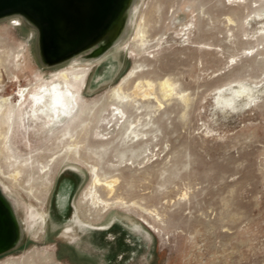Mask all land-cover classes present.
Wrapping results in <instances>:
<instances>
[{
	"label": "rangeland",
	"instance_id": "374dc122",
	"mask_svg": "<svg viewBox=\"0 0 264 264\" xmlns=\"http://www.w3.org/2000/svg\"><path fill=\"white\" fill-rule=\"evenodd\" d=\"M118 10L127 17L121 39L93 57L90 47L55 56L35 19L0 14V50L23 49L0 67V96L35 85L47 121L59 117L49 110L48 76L73 69L86 76L78 86L57 77L70 90V109L45 134L19 130L9 151L0 139L5 175L18 166L15 157L35 162L20 183L0 176L16 201L19 237L0 264H264V0H123ZM132 67L124 91L148 89L150 80L156 98L119 107L111 93ZM84 102L89 112L74 131L77 160L64 158L55 131ZM43 165L50 184L36 203L26 180ZM92 165L107 203L97 208L79 197ZM73 206L80 220L105 230L77 228L75 241L65 236ZM38 212L48 213L45 225Z\"/></svg>",
	"mask_w": 264,
	"mask_h": 264
},
{
	"label": "bare ground",
	"instance_id": "6f19581e",
	"mask_svg": "<svg viewBox=\"0 0 264 264\" xmlns=\"http://www.w3.org/2000/svg\"><path fill=\"white\" fill-rule=\"evenodd\" d=\"M126 18L123 19V17L121 16L120 19L118 20V22L120 24H117L116 27L114 28V33H113L114 37L109 41V44H107V45L105 44V45L101 46L99 43L94 42L90 46L91 49L89 52L91 54V57L98 56V55L102 54L104 51H106L107 49H109L113 44H117V42L121 39L123 28L126 25L125 24ZM136 37H138V39L141 41L144 40L142 29L137 30ZM0 44H1V41H0ZM96 46L97 47L99 46V48H97ZM1 48H2V50H0V67H2V66L5 67V62L8 60V58L11 55H14L16 58H19V56H21L23 53V49L15 52L14 48L9 47V46H5V47L1 46ZM74 57L75 56H73L71 58L72 61L76 60V59H73ZM110 61L111 60L108 57L107 59H105L101 63V66H103V69L106 68L107 64L110 63ZM108 69H111V68H108ZM135 72H136L135 67H132L131 69H129L126 72L125 77L114 87V89L111 93L114 102L119 107H125V106H129L131 104L133 105L134 102L136 101V98L148 99V98L153 97V100L155 101L154 97L156 98V96H153L150 92L151 89H149L150 87H152V82L150 80L145 81L149 90L146 88L143 89V85H141V86L138 85V86L133 87L132 95H130L124 91V89H123L124 85H127V82H129L131 80L132 76L135 75L134 74ZM50 77L53 79L51 90L48 89V90H44V91H47L49 97L51 98L49 101V110L52 111L54 109V111H55V108H56V110L59 112V117H57V116L54 117L53 114L51 113V115H52L51 119L47 120V121H43V117H42V114L40 112V104L38 103L39 96L43 91H41V92L40 91L39 92L34 91V93L31 92V90H33L35 88V85H31L29 87L28 86L27 87H21V88L17 89V91L14 93V96L13 95L0 96V139L2 140L3 146H5L8 151L11 148L7 145L9 138H10V135L12 136L15 134V132H17L19 130H23V129H26V130H29V129L34 130L35 129L36 132L45 134L48 131L49 125L54 126V124L60 122L59 118L61 119L62 117L66 116L68 114L69 109H70L69 96H68L69 92L68 91H70V90L68 87H65V88L62 87L61 83L58 82L57 77H60L61 79H63L66 82L71 80L70 83L73 86H78L79 84L84 83L86 81L85 73L83 74L82 71H76L74 69L70 70V71L63 70L62 72H57L54 74L52 73L51 75L48 76V78H50ZM69 78H71V79H69ZM141 83L142 82L140 81V84ZM165 84L167 85V87L169 86V90H170V86H171L170 84H172V83H169V82L167 83V81H165L161 85H165ZM161 88H162V86H161ZM0 90H1V88H0ZM166 91H168V90H166ZM173 91H174V89H173ZM248 91H249V88H248ZM252 92H253V90H252ZM111 95H109V96H111ZM171 95L169 93V96H171ZM27 96H29V98L32 99L30 106L28 104L29 102L27 100ZM174 98H175V96H174ZM180 101H181V99H180ZM184 102H185V100H184ZM159 108H161V106ZM88 112H89V108L86 107L85 102L80 104V106L78 107L76 115L71 117L59 130L55 131V135L56 136L59 135L58 139L62 140V141L64 139V141H65L64 145H63L64 158L69 157L70 159L77 160V156L79 154V147H80L79 145L80 144L78 143V141L74 140V135H75L74 131L77 127L83 126L82 122L79 120L81 119L83 114H87ZM82 130H81V132H82ZM77 137H78V135H77ZM55 156H56V154H55ZM10 157L14 158L13 155H10ZM55 158L56 157H52L50 159V161L54 160ZM19 159H20V157H19ZM14 162L18 166L15 169H13L14 171H12V172H8L5 175L3 170L0 169V176H2L4 178H8V180L10 182H19L18 181L19 175L21 174L22 170L25 167H28L31 169L35 168V162H32V161L30 162L29 158H24V159H21L20 161H18V158L15 157ZM89 171H90V176H91V179H90L91 183L88 187H86L81 192V194L79 196L80 197V203L86 201L88 204L91 205V207H94V208L99 207L100 203H105L104 205H107V203L104 202L100 198V196H99L100 194L98 195V192H97L96 187L98 185H100L101 182H100V179L98 177L96 167L94 165H92L90 167ZM33 173H35V175H37V176H35L37 179L34 178L33 176L31 177V175H30V177L26 180L29 183L28 190H26V191H28L27 193L29 195L33 196L34 200L35 199L37 200L36 203L37 202L41 203L39 194L41 193L43 188H47L48 185L50 184V180L48 178V170L46 168V165H43L40 167L38 166L36 168V171ZM33 181L34 182L39 181V184H40V188L36 189L35 191H34V184L30 185V182H33ZM28 183H27V185H28ZM105 184L111 191L112 190V181H106ZM16 187H17V185H16ZM9 188L10 187L8 185L6 186L0 180V197L2 199H4V202L11 209H14L16 206V201L14 198L11 197V194L9 193L10 192ZM28 194H27V196H28ZM66 195H67V192H65V198H66ZM118 198H120V197H118ZM63 206L67 207L66 200L64 201ZM100 212H102V211H100ZM45 216H46V218H45ZM37 217L39 218L40 222H43V225H45L44 220H45V222L47 221L48 213L45 214L43 212H38ZM69 221H70V223L65 226L63 233L65 236H68L72 241H75L77 238V235L74 232L75 229H77V228L81 229V230L87 229V230H90L93 232L105 230V228L103 226L93 225V224H90L91 222L88 223V222H84V221L80 220L78 217L77 209L75 206H73L72 215L70 216ZM44 262L41 264H48L45 260H44ZM5 264H35V263L32 260H25V261H20V262H7Z\"/></svg>",
	"mask_w": 264,
	"mask_h": 264
},
{
	"label": "water",
	"instance_id": "95a60500",
	"mask_svg": "<svg viewBox=\"0 0 264 264\" xmlns=\"http://www.w3.org/2000/svg\"><path fill=\"white\" fill-rule=\"evenodd\" d=\"M123 0H0V14L20 11L35 19L48 37L55 56L82 49L101 33L120 24ZM17 221L0 197V253L18 242Z\"/></svg>",
	"mask_w": 264,
	"mask_h": 264
},
{
	"label": "flooded vegetation",
	"instance_id": "af4514ba",
	"mask_svg": "<svg viewBox=\"0 0 264 264\" xmlns=\"http://www.w3.org/2000/svg\"><path fill=\"white\" fill-rule=\"evenodd\" d=\"M113 33H114V27L109 29V30H106L103 33H101V35L97 39H95L94 41H92L91 43H89L88 45L83 47V49L90 47L94 42L99 43L101 46H103L105 44L106 45L109 44V41L114 37ZM97 48H99V46Z\"/></svg>",
	"mask_w": 264,
	"mask_h": 264
}]
</instances>
